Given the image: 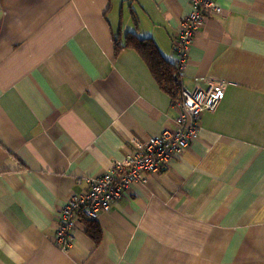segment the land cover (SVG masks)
<instances>
[{"label":"crops","instance_id":"1","mask_svg":"<svg viewBox=\"0 0 264 264\" xmlns=\"http://www.w3.org/2000/svg\"><path fill=\"white\" fill-rule=\"evenodd\" d=\"M216 1L180 82L220 83L223 99L65 254L66 199L180 112L113 41L134 32L174 63L191 0H0V264H264V0Z\"/></svg>","mask_w":264,"mask_h":264},{"label":"built area","instance_id":"2","mask_svg":"<svg viewBox=\"0 0 264 264\" xmlns=\"http://www.w3.org/2000/svg\"><path fill=\"white\" fill-rule=\"evenodd\" d=\"M191 7L190 14L179 24L176 33L175 64L180 72L186 66L196 32L202 28L207 17L222 13L216 0H191ZM224 91V85L213 81H207L205 88H182L178 103L180 114L173 130H164L143 144L132 140L134 151L131 155L114 160L100 176L86 178V191L71 194L66 199L53 236L54 246L62 253H68L74 242L73 227H77L78 222H95L100 214L110 210L132 184L144 183L149 175L181 156L196 139L202 114L216 109L224 97Z\"/></svg>","mask_w":264,"mask_h":264},{"label":"trees","instance_id":"3","mask_svg":"<svg viewBox=\"0 0 264 264\" xmlns=\"http://www.w3.org/2000/svg\"><path fill=\"white\" fill-rule=\"evenodd\" d=\"M113 42L117 53L126 48L133 49L147 66L158 87L169 96L173 103L178 100L182 89L180 82L182 72L178 70L175 62L171 63L162 56L150 38H140L134 32H129L125 34L122 43L118 38H115Z\"/></svg>","mask_w":264,"mask_h":264},{"label":"bare ground","instance_id":"4","mask_svg":"<svg viewBox=\"0 0 264 264\" xmlns=\"http://www.w3.org/2000/svg\"><path fill=\"white\" fill-rule=\"evenodd\" d=\"M177 49V48H176ZM224 95H225V92H224ZM180 99H181V92H180V94H179V98H178V100L175 102V103H173L172 102V104H174V106L176 107V108H178V103H179V101H180ZM180 111V110H179ZM179 114H180V112H179ZM179 116V115H178ZM178 116L175 118V120H174V122H173V124H174V126L172 127V128H167L168 130H173L174 129V127H175V121H176V119L178 118ZM167 129H165V130H167ZM198 135H199V132H198V134H197V137H196V139L198 138ZM182 155V154H181ZM65 203H66V201H65ZM78 222V221H77ZM76 223V222H75ZM79 224H80V222H78ZM78 224V225H79ZM76 225V224H75ZM76 226H74L73 227V233L75 232V230H76Z\"/></svg>","mask_w":264,"mask_h":264}]
</instances>
